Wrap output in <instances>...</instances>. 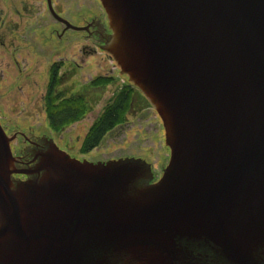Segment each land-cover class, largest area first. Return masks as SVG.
I'll return each mask as SVG.
<instances>
[{"label": "water", "instance_id": "1", "mask_svg": "<svg viewBox=\"0 0 264 264\" xmlns=\"http://www.w3.org/2000/svg\"><path fill=\"white\" fill-rule=\"evenodd\" d=\"M99 2L169 163L155 181L43 137L26 164L0 123V264H264V0Z\"/></svg>", "mask_w": 264, "mask_h": 264}, {"label": "rangeland", "instance_id": "2", "mask_svg": "<svg viewBox=\"0 0 264 264\" xmlns=\"http://www.w3.org/2000/svg\"><path fill=\"white\" fill-rule=\"evenodd\" d=\"M15 3L18 7L23 5L29 10V14L21 16L24 21L21 22L20 28L24 30V35H30L35 45L34 48H26L32 53L30 56H33L34 61L40 63L36 66L43 67L41 70H47L50 63L52 65L54 61L59 60V51L56 53V57L53 53L62 47L61 55L65 62L62 64L64 66L62 72L68 70L67 76L71 78L73 74L70 73V69L79 66L83 67L85 69L84 74H87L84 79L78 82L79 86L78 83L63 84V96L68 97L73 94L71 95L73 97L83 94L86 97L85 103L88 111L94 110L88 116L91 117L92 114L99 112L111 100L112 90L120 91L121 87L125 85V82L118 75L120 69L117 64L104 54H99L96 57L82 56L80 50L84 43L79 41L83 36L80 32L68 31L65 36L66 40L59 42L55 33L56 31L61 32L63 26L56 22L49 13L47 0H0V21L5 20L14 22V24L20 22V18L10 21L14 18V14L8 8ZM53 6L57 13L75 25L84 24L94 15H102L103 13L107 15L99 0H53ZM4 15L9 20L5 19ZM21 34L22 31L19 32V35ZM15 35L17 33L12 37ZM2 53H6L7 55L4 54V57L10 60L11 55L0 47V54ZM27 54L28 52L25 51L24 55ZM47 77L49 76L46 73L17 75L12 72L2 73L0 71V120L6 127L9 136L23 133L33 140L44 135H50L49 124L44 118L45 103L43 101L48 84ZM107 77L115 78L114 83L109 88L91 90L88 86L91 79L98 80L96 81L98 84L109 82L103 79ZM72 87H75L74 90L71 89ZM141 105L151 110V115L147 113L146 116H143L144 119H147L145 123H140L138 116L141 114H136L141 111L139 106L132 109L127 117L129 121L127 125H123L114 131L113 136H122L120 138L109 137V143H106L107 145L103 148L101 147L98 153L105 160L125 157L145 159L153 166V172L159 178L162 169L166 168L169 163L170 151L165 144L162 122L153 109L154 107L149 100L147 104ZM85 124V120L76 124L74 132L76 133L77 128L83 129ZM159 125H161V131ZM154 127H158V133H155ZM54 137L56 141L60 140L59 134L54 135ZM13 147L20 150L29 146H27L26 139L20 135Z\"/></svg>", "mask_w": 264, "mask_h": 264}, {"label": "flooded vegetation", "instance_id": "3", "mask_svg": "<svg viewBox=\"0 0 264 264\" xmlns=\"http://www.w3.org/2000/svg\"><path fill=\"white\" fill-rule=\"evenodd\" d=\"M16 4L17 3H15L10 8H8L14 14V18H12L10 21L20 18V22H18V24H14V22H7L5 20L0 21V47L4 49L5 52L11 55L10 60H8L4 57V54L6 53L0 54V57H2L0 61V69H1L0 71L2 73L12 72L17 75L46 73V75L49 76L47 77L48 84L46 87V92L43 96V101L45 103L44 118L47 120L49 124L50 135H44L40 138L44 137L53 140L62 151L69 154L72 158H75L80 161H88L91 163H99V162L106 163L108 161H111V160H105V158H102L103 156H99L98 153L99 149L101 147L103 148V146L109 143L108 140L109 137L120 138L122 136V135L113 136L114 131L123 125H127V123L129 122L127 120L128 114L132 111V109H135L137 106H139V108L141 109L140 112L136 113V114L139 113L141 114L140 116H138L140 118L139 121L140 123H145L147 119H144L143 116H146L147 113L148 115H151L150 113L151 110L147 109V107L144 108V106H142L141 104L143 103L147 104L148 101L147 98L135 85H133L129 81L128 76L123 75L121 70H119L118 75L125 82V85L121 87L120 91L112 90L111 100L108 103H106V105H104L99 112H97L96 114H92L91 117L88 116V114L92 113L94 110L88 111L87 105L85 103L86 97L83 94L73 97H71V95L73 94H70V96L68 97H64L62 94L63 84L67 85V83L69 82L73 85L74 83H78L80 80L84 79L87 76V74L86 73L84 74L83 72L85 69L79 66L72 67L70 69L71 71L70 73L73 74L71 78L67 76V74H69L68 70L62 72V70L64 69V66H62V64L65 63L63 61L64 58L61 55L62 47H60L61 49L53 53L56 57V53L59 51L58 52V54L60 55L59 60L54 61L52 65L50 63L49 66L47 67V70L45 68H44L45 70H41L43 67L36 66L39 65L40 63L34 61L33 56H30V54L32 53L30 52V50L27 49L30 47L34 48L35 45L32 42V38L30 37V35H24V30L20 28L21 22L24 21V18H21V16H25L26 14H29V10L23 7V5L21 7H18ZM52 4H53V0H52ZM29 7L31 6L29 5ZM47 7L49 13L52 15L51 9L49 8L48 5V0H47ZM53 9L59 17L65 19L61 14L57 13L54 6ZM5 19L8 18L5 17ZM55 20L56 22L62 24L63 26L61 32L56 31L55 33V36L58 37L59 42H64L66 40L65 36L68 31H75L77 33L80 32L82 33L83 36L81 38L79 37L80 38L79 41H82L84 43L80 50L82 56L96 57L99 54H104L110 60H113L111 56L103 50V47L105 46L106 42L110 39V36L112 34V31L109 27L108 17L107 15H105V13H103L102 15H94L90 20H86L84 24L81 25L71 24L68 21L72 26L78 28L79 30L68 29L65 24L59 22L57 19ZM20 31H22L21 35H19ZM15 33H17V35L12 37ZM23 37H25V39H23ZM25 51L28 52L27 55H24ZM103 79L108 80L109 82H103L98 84L96 83V81L98 80L95 81L91 79L88 82V86L90 87L91 90L102 89V88L106 89L109 88L114 83L113 80L115 78L107 77ZM77 85L79 86V83ZM74 88L75 87H72L71 89L74 90ZM120 103H121V108L118 109V112L121 114L119 115V118L117 120L120 121L119 124L113 127V129H111L110 131L106 132L102 137L101 141H99V139H97L95 136L97 133L98 124L101 122V120L108 111H111L115 107H118ZM84 120L86 122L85 127L83 129L77 128L75 133L74 132L75 125L81 123ZM0 123L2 124L1 120ZM53 123H60L61 127L57 129L54 127ZM2 126L5 129L7 135L9 136L6 127L3 124ZM160 126L161 125H159V129L161 131ZM159 129L158 127H154L155 133H158ZM57 134L60 135L59 141H56L54 137V135ZM20 135L26 139L27 146H30L29 140H31V138H28L23 133L21 134L17 133L10 136V137L16 136L15 141L12 143V151L16 157L23 158L24 163L28 164L29 161L31 160L26 153L28 148L26 147L17 150L16 148L13 147L14 143L17 141ZM35 140L37 139H33L31 141H35ZM125 158H136V157H125ZM125 158H119V159H125ZM119 159H115V160H119ZM138 159H142V158L138 157ZM22 167L26 168L27 166L22 165ZM164 169L165 168L162 169V174ZM162 174L160 175L159 178L155 176V181L159 180ZM22 178L24 179L25 177Z\"/></svg>", "mask_w": 264, "mask_h": 264}, {"label": "trees", "instance_id": "4", "mask_svg": "<svg viewBox=\"0 0 264 264\" xmlns=\"http://www.w3.org/2000/svg\"><path fill=\"white\" fill-rule=\"evenodd\" d=\"M119 108H121V103L119 104L118 107H115L111 111H108L101 120V122L98 124L97 133L95 136L97 139H99V141H101L102 137L106 132L110 131L111 129H113V127L119 124L120 121H117L119 115L121 114L118 112ZM53 125L57 129L61 127L60 123H53Z\"/></svg>", "mask_w": 264, "mask_h": 264}]
</instances>
